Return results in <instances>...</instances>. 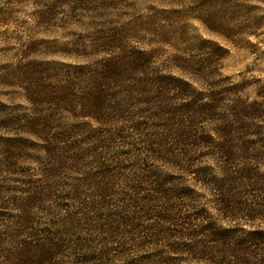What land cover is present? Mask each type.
Here are the masks:
<instances>
[{
    "label": "trees",
    "instance_id": "trees-1",
    "mask_svg": "<svg viewBox=\"0 0 264 264\" xmlns=\"http://www.w3.org/2000/svg\"><path fill=\"white\" fill-rule=\"evenodd\" d=\"M119 39L103 41V59L57 78L21 63L0 75L25 100H0L3 129L14 133L6 157L40 170L25 173L28 189L12 204L28 227L13 236L31 242L5 254L12 244L0 221V264H51L65 253L108 261L106 251L143 248L155 233L176 240V261L264 264V99L245 96L248 83L231 82L212 56H180L153 72L148 51L128 52ZM132 171L137 197L116 192ZM65 172L77 176L58 192ZM179 172L195 184L177 181ZM156 181L158 199L143 196Z\"/></svg>",
    "mask_w": 264,
    "mask_h": 264
},
{
    "label": "rangeland",
    "instance_id": "rangeland-1",
    "mask_svg": "<svg viewBox=\"0 0 264 264\" xmlns=\"http://www.w3.org/2000/svg\"><path fill=\"white\" fill-rule=\"evenodd\" d=\"M116 35L123 39L120 43L128 52L143 49L155 58L150 71L155 72L158 64H167L180 56H212L217 70L231 82L248 83L245 96L250 100L264 99V0H0V75H14L21 63L50 72L52 77L61 76L74 65L89 66L103 59L107 55L101 48L103 41ZM26 47L28 55L23 53ZM110 49L116 51L114 47ZM0 100L8 106H22L25 102L21 88L3 86H0ZM2 122L0 118V221L12 244L5 248L8 254L18 247V241L31 242L29 235L21 239L13 236L16 225L21 224L17 220L20 212L12 204L24 197L23 190L28 189L21 181L29 177L25 173L36 178L40 170L34 165L27 167L9 161L5 139L14 138V133L5 131ZM13 153L21 158L17 150ZM152 167L156 171L157 163ZM135 173L129 172V178L116 182L119 184L116 192L139 196L137 190L142 185L130 182L136 179L132 178ZM149 173L139 171V179L150 181L145 177ZM181 173L176 174L177 181L185 178L195 184L191 177H182ZM76 176L70 172L62 174L57 191ZM149 184L143 196L157 195L158 199L157 181L156 185ZM19 227L28 229L24 225ZM77 236L78 240L83 237L75 234L76 240ZM157 237L155 233L150 240L152 244L147 243L143 248L132 244L125 251L118 247L114 255L107 248L104 251L108 261H89V264H193V261L174 260L182 258L181 254L172 253L177 245L174 238L157 241ZM45 262L85 263L77 261L71 253L61 255L57 261ZM10 263L13 261H3Z\"/></svg>",
    "mask_w": 264,
    "mask_h": 264
}]
</instances>
